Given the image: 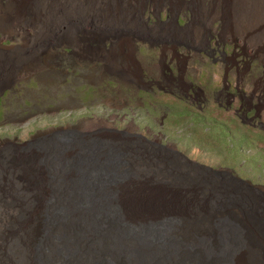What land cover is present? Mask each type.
<instances>
[{"label":"rangeland","instance_id":"1","mask_svg":"<svg viewBox=\"0 0 264 264\" xmlns=\"http://www.w3.org/2000/svg\"><path fill=\"white\" fill-rule=\"evenodd\" d=\"M93 1L0 0V170L16 199H36L29 171L50 159L39 148L72 130L138 150L146 172L164 161L208 180L223 192L218 205L230 206L235 190L264 200V131L243 125L233 113L241 102L226 110L224 97L240 85L245 107H264V27L237 30L219 0ZM214 171L230 175L215 184Z\"/></svg>","mask_w":264,"mask_h":264},{"label":"bare ground","instance_id":"2","mask_svg":"<svg viewBox=\"0 0 264 264\" xmlns=\"http://www.w3.org/2000/svg\"><path fill=\"white\" fill-rule=\"evenodd\" d=\"M85 3L77 0L80 9ZM218 4L237 30L264 27V0ZM202 10L207 20L210 10ZM231 87L228 84L224 95L225 109L240 101L234 116L264 131V107H245L244 89L235 85L230 91ZM190 99L187 94L181 100L192 104ZM210 100L201 99L197 110L203 112ZM105 138L71 130L41 146L37 156L44 152L50 159L44 173L29 171V180L40 188L28 203L16 199L0 170V264H264V200L257 193L235 190L230 206L218 205L223 192L208 180L199 184L164 161L146 172L139 168L145 155ZM164 152L167 157H183ZM222 173L230 175L214 171ZM218 175L215 184L223 178ZM209 202L216 206L209 208Z\"/></svg>","mask_w":264,"mask_h":264},{"label":"trees","instance_id":"3","mask_svg":"<svg viewBox=\"0 0 264 264\" xmlns=\"http://www.w3.org/2000/svg\"><path fill=\"white\" fill-rule=\"evenodd\" d=\"M183 103H185V102L183 101ZM199 112H200V111H199ZM205 121H206V120H205ZM200 129H201V128H200ZM208 135H209V134L207 133V134H205L204 137H205L206 139H210L211 136H210V135L208 136ZM211 138H212V137H211ZM216 141H217L218 143H221V142H220L221 140H220V141L216 140ZM223 148H224V147H223Z\"/></svg>","mask_w":264,"mask_h":264}]
</instances>
